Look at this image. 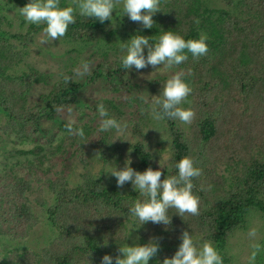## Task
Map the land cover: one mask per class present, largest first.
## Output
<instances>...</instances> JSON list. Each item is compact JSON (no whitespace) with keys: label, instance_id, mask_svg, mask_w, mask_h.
<instances>
[{"label":"trees","instance_id":"obj_1","mask_svg":"<svg viewBox=\"0 0 264 264\" xmlns=\"http://www.w3.org/2000/svg\"><path fill=\"white\" fill-rule=\"evenodd\" d=\"M221 2L223 6L211 0H160L161 10L150 29L118 10L113 20L101 24L80 16L77 9L75 23L63 38L90 50L91 71L78 78L76 71L67 69L55 81L47 70L22 67L44 26L29 23L10 31L4 24L12 22L0 13V143L13 136L34 143L29 150H9L10 157L32 158L21 167L5 162L0 171V237L26 239L34 234L40 223L35 207L46 210L56 231L41 247L11 249L0 264H100L105 254L115 259L121 244L153 239L160 250L149 264H163L175 254L185 231L197 246L210 242L222 264H230L228 245L247 229L250 210L264 214V0ZM27 3L5 0L0 8ZM76 3L60 0L61 7L76 8ZM164 30L185 39L204 34L208 52L194 58L185 50L188 58L168 67L169 78L179 72L189 83L192 91L181 107L191 108L194 117L189 124L161 119L170 146L168 158L159 161L148 147L152 102L135 82V69H123L120 58L121 45L133 35L154 42ZM65 76L72 82L65 83ZM38 84L48 88L31 101L29 95ZM101 103L109 116L128 122L134 137L130 148L138 157L134 169L159 168L163 180L177 174L181 158L194 161L201 170L192 181L199 199L197 215L182 217L170 209L167 226H140L130 216L128 208L142 197L130 183L120 188L103 172L120 160L122 148L111 141L115 130L99 131L104 119L97 110ZM158 110L159 105L154 107ZM68 121L74 129H83V137L67 131ZM88 146L100 154L98 173L89 169ZM76 164L82 169L74 181Z\"/></svg>","mask_w":264,"mask_h":264},{"label":"clouds","instance_id":"obj_2","mask_svg":"<svg viewBox=\"0 0 264 264\" xmlns=\"http://www.w3.org/2000/svg\"><path fill=\"white\" fill-rule=\"evenodd\" d=\"M77 9L80 16L93 18L101 24L113 20L115 9L122 15H127L131 21L141 24L143 28L150 29L155 23L154 14L160 11L161 7L160 0H77L76 8L61 7L60 0H29V3L19 8V14L30 24L43 25L45 38L41 43H48L66 34L69 25L75 23L74 12ZM195 22L198 24L199 20ZM207 40L208 37L204 34H200L198 38L185 39L171 30H164L154 42H150L149 36L136 34L121 45L120 63L123 69L134 68L136 71L149 65L153 67L161 64L166 67L180 65L188 58L185 50L194 58L206 55ZM87 70L88 66L85 64L83 71H78L77 75H84ZM64 81L72 82L68 76L64 77ZM191 91L182 73L172 75L164 81L157 100L159 110L153 113V119L168 118L189 124L194 112L191 108H184L181 105ZM97 110L99 115L104 117L99 127L100 132L121 131L122 127H125L116 118L109 116L102 103L97 105ZM66 128L70 134H78L81 137L84 135L83 129H74L72 121L67 122ZM131 163L130 159L126 160L123 168L109 165L103 172L108 173L110 178H115L118 187L122 188L130 183L132 188L138 191L142 199L131 205L128 213L140 222V226L146 223L169 225L170 209H175V213L182 217L185 213L192 215L199 213V199L193 193L192 181L201 174V170L195 166L191 158H181L175 165L177 174L163 180L159 168L148 167L144 171H139L134 169ZM180 239L181 243L175 254L165 258L163 264H222V257L210 242L197 246L187 231L181 234ZM104 243L107 245L106 241ZM159 250V242L155 239L145 244H121L115 259L105 254L100 264H113V261L114 264H149Z\"/></svg>","mask_w":264,"mask_h":264},{"label":"rangeland","instance_id":"obj_3","mask_svg":"<svg viewBox=\"0 0 264 264\" xmlns=\"http://www.w3.org/2000/svg\"><path fill=\"white\" fill-rule=\"evenodd\" d=\"M4 2L5 0H0V3ZM211 3L216 6H223L221 0H211ZM21 7L23 6L17 5L13 8L9 6L4 9L0 8V13H5L7 18L12 22V24L5 23V29L17 31L21 30L24 25H26L24 28L28 26L29 23L19 14V8ZM116 11L117 10L114 9L113 13L115 14ZM115 25L119 28V32L123 31L120 25ZM44 38V31L37 35V42L30 47L25 58V63L22 65L23 68L35 66L41 70H47L52 76V81L58 79L60 74L67 69H72L76 72L83 71L85 64L88 66L87 72L84 75L77 76L78 78H84L89 74L91 65L88 63L87 57L91 53L87 47L69 42L63 37L55 41H49L48 43H41ZM105 39V36L102 35L100 42H104ZM90 58L94 59L95 57L90 56ZM135 74V82L140 87L141 93L152 102V122L149 126L150 129L148 128V147L151 152L154 153L155 158L162 161L169 156L170 139L162 120L153 119V113L155 112L154 107L158 106V95L162 91L164 81L169 78V68L163 65H157L156 67L148 66L140 71L135 70ZM47 88L48 86L45 84L36 85L35 89L29 95L30 100H36L39 94L46 91ZM89 90L90 89H88V91ZM102 91L103 90H101V92ZM99 92V89L95 90L91 97H96ZM135 94L136 93H133V95ZM122 126L125 127H122L121 131H114L111 139L114 145H119L122 148L120 160L111 164L119 168H123L125 166V161L129 159L132 162L131 166L138 162V157L130 148V144L134 141V137L129 129L128 122H124ZM33 146V142L17 139L15 136L4 144L0 143V171L3 169L5 162L12 166L21 167L27 157L32 158L31 155L10 157L8 156L9 150H29L33 148ZM88 152L91 159L89 169L94 173L100 172L102 160L99 152L92 146H88ZM81 169V166L76 164L73 172L74 181L79 177L78 174ZM106 176L109 180L116 183L115 178H110L108 173H106ZM35 210L40 220L35 233L26 239L0 237V259L5 257L11 249L16 247L28 249L41 247L55 235L56 231L48 220L46 210L40 207H35ZM247 218V229L239 231L228 245L230 264H264V214L252 208Z\"/></svg>","mask_w":264,"mask_h":264}]
</instances>
